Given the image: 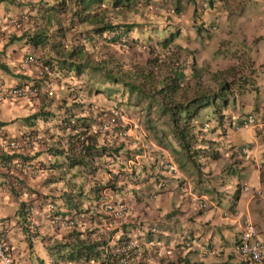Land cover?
<instances>
[{"label":"trees","instance_id":"obj_1","mask_svg":"<svg viewBox=\"0 0 264 264\" xmlns=\"http://www.w3.org/2000/svg\"><path fill=\"white\" fill-rule=\"evenodd\" d=\"M191 2L194 8L198 6L197 0ZM25 6L31 11L21 24V36L25 37V44L38 63L50 68L33 78L32 84L38 90L56 89L57 86L68 88V91L62 92L60 100L70 102V99L82 98L81 91L86 89L96 96L105 95V100H117L115 107L121 112L126 108L132 110L131 106L147 113L152 111L155 120L161 123V126L154 127L147 120H142L156 136V146L145 136L140 140L130 134L123 135L122 130L128 126L124 123L115 124L105 134L99 132L93 135L99 145L92 141L76 153L78 132L76 123H70V118L75 119L76 116L79 122H83L91 116L90 113H83V110H89L88 107L95 108L99 113L105 109L100 107L101 104L94 106L91 99L87 102L74 100L71 105L61 102L58 106L61 120L57 125H61L63 131L72 128V139L68 141L72 155H65L68 159L66 164L86 166L91 162L86 154L96 158L104 150L116 153L118 162H121L122 158H131L135 153L148 149L156 153H151L154 155L151 166L158 168L154 175L161 176L159 167L166 160V154L158 142L164 141L168 146L170 141L177 146L176 150L187 153L184 159L197 166L199 174L202 170L203 174L207 171L206 155L202 153L217 157L219 149L216 147L217 139L198 136L200 124L197 115L202 107L211 104L223 112L222 109L229 106V99H234L235 94L231 81L223 79L212 89L216 81L213 73L212 77L204 73L194 75L187 67L182 51L186 49L189 52V48L183 47L178 39L181 32L178 13L184 9L183 0H27ZM134 45L136 49H132ZM139 50H143L140 55ZM243 81L246 84L245 78ZM37 97L41 100V93ZM53 97L48 100L51 99V102ZM47 113L44 119L55 118L58 114L54 110ZM30 117H36V114L24 118ZM223 117L224 114L220 113L218 118ZM45 125L48 126V123H44L43 127ZM52 148L64 152L61 144ZM105 182L103 186L109 184L108 179ZM100 187L102 182L95 180L87 191L81 188L75 190L72 186L65 193L72 194V200H81L80 196L89 197ZM72 205H75L74 201ZM81 243L77 246L74 242L72 247L78 256H81L82 247L87 249L82 254L86 262L93 258L94 245L98 241L83 238Z\"/></svg>","mask_w":264,"mask_h":264},{"label":"crops","instance_id":"obj_2","mask_svg":"<svg viewBox=\"0 0 264 264\" xmlns=\"http://www.w3.org/2000/svg\"><path fill=\"white\" fill-rule=\"evenodd\" d=\"M9 1L11 4L8 5ZM11 1L0 0V20L4 19L5 16L17 15L21 12V7L14 6ZM249 1L251 2V0ZM250 2L236 0L233 5H224L230 11L224 17V21L230 24L227 29H229L228 34H232L233 50H235L234 59L231 62H235L241 68L246 81L251 80L250 84L244 85V92L248 93V90L256 91L253 99H246V103L252 105L260 97H264V87L262 91L259 88L261 83L264 85V25L258 26L252 24L251 21L244 20L242 13L246 10L248 4L251 6ZM21 32L22 28L11 27L0 33V87L17 84L24 80L31 81L38 75L35 74V67L33 69L28 67L26 70L16 73L17 68L15 69V65L17 66L27 53L26 47L21 46L20 41H23L19 39V33ZM11 38L15 40H11ZM241 40L243 43L240 42ZM19 46L25 50L20 51ZM17 76H20V78ZM253 100L255 103H251ZM39 102H34L33 98L27 97L16 100L0 99V121L2 122L0 128L4 134L18 137L20 134L31 132L36 127L40 128L45 123V119H41L44 118L43 116L36 115V117L24 118L38 110L40 106L37 104ZM52 106L54 105L52 104ZM54 108L50 107L49 103L46 105V109L50 111ZM58 109L59 107H56L54 112L56 113ZM51 124H53V128H51L50 133L53 139L58 141L57 145L61 144L66 148L64 152L50 148L52 138H48L49 141L46 143L41 140L33 148L16 152L20 157L42 164V170L38 175L0 169V237L7 246V251L15 264H49L50 262L69 264L72 260H66L64 257L72 252V240L76 241L75 237L82 231L81 227L80 231H75V234L72 235V227L60 226L55 222H51L47 217L46 201L48 199L57 201L59 197L63 198L67 195L65 193L67 188H72V166L66 164L67 158L65 159V155H72V149H68L67 136L53 135L54 131L58 132L57 122L52 119ZM45 126L47 127V125ZM254 129L259 132V137L264 136L261 127H254ZM66 133L64 131L62 134ZM259 152L260 149L257 146L251 155H257ZM0 155H2L1 151ZM218 158L221 159V157ZM250 158L229 155L228 160L218 162V166L215 167L216 170L221 171L226 168L229 171L228 176H225L226 180L224 179L229 183L222 186V188L227 187L226 194L223 197H212L211 193L221 188L216 185L215 189L210 190L209 185L212 184L210 181L202 179L201 182H196V180L187 177V180H189L188 191L181 192L178 191L179 188L176 186L175 180L170 177L168 187L159 189L160 194L158 198L154 199L149 196L155 186L153 178L148 177L147 180L140 182L128 179L123 188L126 192L133 191V204L130 205H134V207L131 206L132 212L128 215L127 223L124 226L131 228L133 222L139 218L144 221V225L155 223L162 228V233L155 236V240H160V244L156 247H150L152 255L158 257L153 258L151 261L157 264H166V262L169 264L171 261L174 264H241V256L233 255L230 250L241 234L246 213L250 214L251 218L255 220L260 235L264 238V223L261 224L257 220L256 212L252 213L250 209L253 201L256 205L264 204V196L251 197L254 187H264V172H258L255 166L251 164ZM55 161L59 164L53 167ZM216 170L215 172L218 173ZM141 175H144V173L141 172ZM109 176L114 178L111 173ZM223 178L222 175L218 176L217 184L221 183ZM237 182H246L248 192L236 193L234 184H237ZM192 184H195V187H191ZM21 185H24L30 194L23 192L19 188ZM136 188H142L144 191L140 194H134ZM120 189L121 187L111 191L113 192V198H123ZM108 190L109 187L104 189L106 194H109ZM191 191L208 197L210 208L207 215H201L198 212L194 198L190 196ZM70 196L72 200V194ZM241 196L244 198L241 199ZM30 199L33 200L36 211L33 218L42 225V229L38 233L29 231L26 226L28 215L25 206ZM68 203L69 201L66 202L67 205ZM80 204L86 206L84 202ZM89 204L92 208L95 202L89 200ZM57 205L59 214L65 215L61 213L64 201L57 202ZM224 212L227 213L226 216H223ZM48 220H50V225L47 223ZM89 220L91 222L90 218L85 222ZM94 221L95 219L92 218V223ZM122 223H125V221H122ZM215 229L219 230V234H216ZM132 234H136V232ZM186 235L197 238L194 245L183 253H175L173 251L174 244L180 237ZM142 249L144 247L141 246ZM146 250L144 249L145 253H147ZM139 254H142V252L140 251ZM55 255H57L56 258Z\"/></svg>","mask_w":264,"mask_h":264},{"label":"clouds","instance_id":"obj_3","mask_svg":"<svg viewBox=\"0 0 264 264\" xmlns=\"http://www.w3.org/2000/svg\"><path fill=\"white\" fill-rule=\"evenodd\" d=\"M197 1H198V6L196 8H194V4L191 2V0H183V3L185 5L184 9L178 13V15H179L178 21H180V23H181L180 24L181 29L186 28L189 30V27H191L193 30V34H195V36L197 35L196 37L198 38V41H195L194 39L191 38L192 35H189V33L187 34V38H186V40H187L186 44L187 45L186 46H187V48L191 47L192 49H190L189 52L186 49H183L182 52H184V53L182 54V56L185 58L187 67L193 72L194 75H196V74L201 75L204 73V75H206V76L207 75L211 76V73H213V75L216 77V81L214 82L212 89H214L217 86L218 82L222 83L223 79L231 81V84L233 85V93L235 94V96L233 99V97H231V93H230L231 98L229 99V102H228L229 106L222 109L223 112L227 114V113H229L228 109L230 107H235V109H236L241 104H244V103L246 104V100L239 98L240 93L238 91L241 89L243 92L245 89L244 85H246L247 83L248 84L251 83L250 79H248L246 81V84L244 83V81H243L244 77H243V73L241 72V68H239L235 62L234 63L231 62L234 59L233 54H234L235 50H233L234 47L232 44V37L228 36V33H229L228 30L229 29H227V27L229 24L226 21H224V17L227 16L230 11L224 5H233L236 2V0H197ZM11 2L14 4V6H18L21 2H24V1L23 0H12ZM188 6L190 7V13L189 14L186 11V8ZM20 10H21V12L17 15H8V16H5L4 19L0 20V33H2L4 31V29H6V28H11V27H20L21 28V24L28 17V13L31 10L29 9V7L27 8V6H25V7L21 6ZM10 18H16L17 23L16 24H9L8 19H10ZM184 18L188 19L189 24L184 23V21H183ZM261 24L264 25V18H263V21H261ZM22 33H23V28H22V32L19 33L20 34L19 39L23 40V41H21L22 44H25V42H24L25 37L23 35L21 36ZM180 34H181V32H180ZM11 40H15V39L11 38ZM30 55L33 56V60L31 62H27L26 57L30 56ZM29 64H31V65H29ZM32 66H35V68H36L35 74H38V75L40 72H48L50 70V68L47 67L46 65H42V63H38L36 57L34 56V54L32 52H27L22 57V59L19 61V64L17 65V67H19L21 70H26L28 67L32 68ZM31 80L32 81L24 80V81H21L17 84H13V85H9V86H2V87H10V86H14V85H32V86H34L32 84L33 79H31ZM2 87H0V88H2ZM237 87H239V88L237 89ZM58 89L63 90V88H58ZM49 90L52 91V94L48 93ZM38 93L39 94L41 93L42 97L44 96L45 98H49L50 96L54 95V89L53 88L40 89V90H38V92L36 94L29 96L27 98H33L34 101H41L40 97L39 98L37 97ZM43 93L46 94L47 96H45ZM22 98H26V97H22ZM0 99L6 100L3 98H0ZM16 99H21V98H16ZM16 99H8V100H16ZM74 100L75 101H81L80 98H76ZM74 100H72V101H74ZM69 105H71V104H69ZM57 108H58V106H57ZM47 110H49V109H47ZM114 111H117V113H118L117 121L114 124H112L110 127H108L107 129L95 131L94 127H95L97 121L101 117L105 116L106 114L112 113ZM58 112H59V109L55 114H57ZM83 113L87 115L88 113H90V109L88 111L83 110ZM35 114L38 116H44V115H39V113H35ZM249 114H254L256 117V120L249 122L247 124H244L243 119H245ZM76 115H80V113L76 114ZM89 115H91L90 118L86 121H83V122H79V120L77 119L76 116H75V119H73L72 117L70 118L71 119L70 123H72V122L76 123V132H78V139L75 138V143L77 145L76 150H75L76 153H78L79 151L81 152V147L86 146L87 144H91L92 141H93V143H96L97 145H99L98 139L96 141L95 138L94 139L92 138L93 135H95L99 132H104L103 134H105V133H107L106 131L112 129L115 124H124V123L126 124L127 123V121L124 120V113H122L116 107H112V108H110L108 110H104L100 113L96 111L94 116L92 114H89ZM62 117H63V115H62ZM238 117H239V119H238ZM263 117H264V103L256 102L255 104H252V105L250 104L249 109H244L241 112H239V115L235 118V122L232 123V119H231L230 125L234 126V128H240L243 126L261 127L262 130L264 131V123L262 122ZM41 119L43 120L44 118H41ZM52 119H54L56 122L60 121L61 120V114L58 113L55 116V118L53 117ZM52 119H48V118L45 119V123H49V125L47 127L46 126L43 127V125H44V123H43L40 126V128L36 127L34 130L31 131V132L38 131L42 134V137H41L39 142H41V140H42V141H44V143H46L49 141L48 138H52V141H51L52 145L50 148H52L53 145H57V143H58L57 140L53 139V137L50 133L52 131L51 128H53V124L50 125V121ZM222 119L216 118L214 125L211 126L208 124L207 120L204 121V120H199L197 118V121H199V124H200V125H198V128H199L198 136L202 137V138L208 136L210 139H212V138L217 139L216 140V147H217L218 134H220L219 129L223 124ZM195 123H196V121L194 122V124ZM38 125H39V123H38ZM128 128H129V126H127V128H125V129H123L121 133L123 135L131 134V133L127 132ZM57 130H58V132L54 131L53 135L54 134L59 135V136L63 135L61 137L67 136L68 137L67 141L72 139L70 137V134L72 133V128L68 127L66 130V132H67L66 134H62L64 131H63V128L61 127V125L58 126ZM136 131H138L140 133V135L143 137V133L140 130H138V128H136ZM132 136L134 137V135H132ZM147 136L148 135L146 134L145 137H147ZM90 137H91V139H90ZM137 137H139V135ZM137 137H135V138H137ZM99 138H101V137H99ZM139 138H140V140H142L141 137H139ZM89 139H90V142L88 141ZM204 143L206 145V142H204ZM156 145L157 144H155V146ZM244 145L247 146V150L245 153H243L241 151V147ZM63 148L66 149L65 147H63ZM160 148L163 149L164 153L166 154L165 155L166 160H164L162 163H160V167H159V170L161 172H163L161 174V176H156L153 174V172L155 173L156 169H158L157 167L153 168L151 166L152 163L149 162V160L151 159L153 154L149 156L148 160L146 159L147 160L146 162L141 161V163H137L138 159L141 158L143 153H145L144 149L140 153H135L134 156L131 158H127V157L122 158L121 162H118V160L116 158L117 157L116 153L109 152V150H104L103 154L97 156L96 158L95 157L93 158V156H91V155H87V154L85 155L91 161V162H89V166L87 165L88 169H92V172L90 174L97 172V170L101 167L98 158L101 157L103 159L102 164L107 171V173L105 175L106 176L105 179L109 180V184L103 186V184L106 182L105 181L102 182V187L97 189V191L95 190V194H93L89 197L85 196V198H83L84 200L83 199L78 200V199L73 198V201L75 203V205H73V207L75 208V210H82L85 213V216L81 221L77 222L76 224H74L72 226H66V227H72V235L75 234V231H80L81 230L80 228L82 227V231L80 232V234H78L75 237L76 241L72 240V245H74V242H75L76 245L79 246L80 244H82L81 242H82L83 238H85V239L91 238L92 241L96 240V241H98V243H96V245H94L95 249L92 252V255L94 254V256H92L93 258L86 260V262L83 261L85 259V256H83L82 254H83L84 250L86 252L87 249L85 247H82V252H81L82 257H81L80 255L79 256L77 255V253L74 250L75 248L72 247V252L68 253L64 257L66 260H69V261L72 260L69 264H81V261H83L84 264H98L101 261H105L106 264H126V263H124L123 260H121L122 257H126L128 259L129 264H157V263H154L151 261L153 259L149 258L150 256H149L148 252L151 251L150 247H154V246L156 247V246H158V244H160V240H155V236L162 233V228L155 223L144 225V221L142 219H139V218H137V221L135 220L133 222L131 228L124 226L127 223L126 220L128 219L127 218L128 215H130L132 212V207H134V205H130V204H133V202H132L133 191L129 192V193H132L130 196H126V197L123 196V198H121V199L113 198L112 197L113 192H111V191L112 190L114 191L120 187H123L128 179H133L135 182H138V181L140 182L142 180H147L148 177H151L155 180L154 181L155 186L151 190V193L149 196L156 199V198H158V196L160 194V190H157V188L155 189L156 182H159V185H160L161 179L165 178L166 179V185L165 186L160 185L161 189H165L168 187V182L170 181V177H171L175 180L176 186L179 188V190L177 189L178 191L187 192L188 188H189V180H187L188 178L184 177L183 173L181 172L182 168L179 166V163L175 162L173 157H171L169 154H167V151H166L167 149H164L163 147H160ZM256 148H257L256 141H253V142L247 141V142H243L239 145H232L231 149L229 151H227L225 154H223L222 151L218 148L219 154L217 155V157H213V158H215L217 160L218 157H222L223 155L226 156V158H227L226 160L229 159V155L230 156L237 155L239 157L240 156L243 157V156H246L248 153L251 154L252 151L256 150ZM4 154H7V153L2 152V156ZM202 154L206 155V156H204V159H206L205 162H207V160H208L207 166L205 168V170H207V171L206 172L204 171L205 173L203 174V170H202V172L200 174L201 178L197 179L196 182H201L202 179L210 181L212 183L209 185L210 190L215 189L216 185H218V188H221L218 190H214L211 193L212 197H223V196H225L227 187L222 188V186H224V184L226 185L229 183L228 181H225L226 180L225 176H228L229 171L226 168H224L221 171H218V173L213 171V169L216 166H218V164H214L216 166L212 169L211 166L209 165L210 159H208L207 152H203ZM15 155H17V154L15 153ZM2 156L0 155V157H2ZM17 156H20V155H17ZM121 157H122V155H121ZM21 158L28 160V158H25V157H21ZM250 159H251V164H253L255 166V168L257 169L258 172H260V173L264 172V161L263 160L258 159L256 155H253V156L251 155ZM166 162L173 163L175 170L174 171L173 170L167 171L166 169H164V164ZM259 162L263 164L262 168H258L257 164ZM32 163L39 168V172L37 174H30V175H38L42 170V164L37 162V161L36 162L32 161ZM57 163H59V162H57ZM92 166H94V168H92ZM0 169L6 170L3 168H0ZM6 171H9V170H6ZM224 171H225V173H224ZM132 172H135V174H133ZM141 172H143L144 175H141ZM18 173H20V172H18ZM110 173L114 175V178H110V176H109ZM26 174H28V173H26ZM220 175L224 176V178H223L221 183L217 184V177ZM145 176H147V177H145ZM178 178H180V180H178ZM91 182H92V180H91ZM112 184H113V186H112ZM194 185L195 184H192L191 187H195ZM196 186L198 187V184ZM106 187H109V190L107 191L109 194H106V191H104V189ZM114 187H115V189H114ZM234 187H235L236 193H240V192L247 193L248 192L247 191L248 190V184L246 182H240V183L237 182V184H234ZM19 188L23 192L30 194L24 185H21ZM88 188H87V190H88ZM258 189H260V192H257ZM190 196H192L194 198L195 207L198 210V212L201 215H207L209 213V208H210L208 197L204 194H197V193H194L192 191L190 192ZM263 196H264V187H261V186L254 187V190L251 194V197L255 198V197H263ZM88 199L95 202V205H93L92 208H91V205L89 204ZM103 199H112V200H116V201H118V200L124 201L129 205V209L126 211V213H124L119 219L112 221L110 226L104 225L103 223L98 221L96 214H95L97 207H99V203ZM82 201L84 203H86V206H83L80 204V203H83ZM200 201H202L204 203L203 206L199 205ZM50 202L55 203L56 211L52 212V210L48 209V204ZM29 205H34L33 200L31 201V199H30L29 203L25 206L26 214L28 215L26 218L27 219L26 226L28 227L29 231H31L33 233H38L42 229V225L39 224L33 218V216L36 212L35 206H34V212H32V214L30 215V213L28 211ZM46 210H47V214L49 215V219L51 220V222L54 223L55 221H52V216L54 214H59L58 205H57V202L55 201V199H48L46 201ZM73 210L74 209H72V211ZM226 214L227 213L224 212L223 216H226ZM89 218L91 219V222H90V220L88 222H85ZM92 218L95 219V221L93 223H92ZM31 219H33L35 222H37L38 227L36 229L31 228V226H30ZM122 221H125V223H122ZM55 223H57V222H55ZM249 225H251L255 228V234H254L255 236H253V237L264 241V238L261 237L260 232L258 230L257 223L251 219V217L248 213H246L245 217H244V222L242 224L241 234H240L238 240L232 245L231 250H230L233 255L241 256V258H242L241 264H249V258L241 255L238 251L235 250V248H237L238 245L243 240V237H244L245 232L247 231ZM142 226H145V227H142ZM133 232H136V234H132ZM150 234H151V236H150ZM131 239H135L136 241H138V243H137V245L131 247L127 254L125 252H119L116 250V248L120 244H122L123 242H127V241L129 242ZM196 239L197 238L195 236H188V235L180 237L179 240L174 244L173 251L175 253L176 252L177 253L178 252L183 253V252L189 250L194 245ZM186 242H189V244H186ZM86 243L84 245H86ZM141 246L144 247V249H148V250H146L147 253L144 252V249L141 250ZM147 247H149V248H147ZM5 250L8 253V251H7L8 249H7L6 245H5ZM140 251L142 252V254H139ZM9 256L11 258L12 264H15V262H14V260L10 254H9ZM146 257H148V259H146ZM153 258H158V257H156L154 255ZM161 262H162V260H161ZM0 264H1V262H0ZM49 264H54V263L50 262ZM158 264H160V263H158ZM166 264H168V262H166ZM205 264H212V263H205Z\"/></svg>","mask_w":264,"mask_h":264},{"label":"rangeland","instance_id":"obj_4","mask_svg":"<svg viewBox=\"0 0 264 264\" xmlns=\"http://www.w3.org/2000/svg\"><path fill=\"white\" fill-rule=\"evenodd\" d=\"M23 1L24 2H21L18 6H20V7L24 6L25 7L24 3H26V0H23ZM245 1L248 3L250 2L249 0H245ZM250 3H251V6H249V4L246 6V10L242 13V16L244 17V20L251 21L252 24H256L259 26V25H261V21H263V18H264V0H251ZM7 4L8 5L11 4L10 1ZM186 11L188 14L190 13V7L189 6L186 8ZM252 16L254 19L252 18ZM183 21H184V23L189 24L187 18H184ZM230 22H233V21H230ZM188 33H189V35H192L191 36L192 39H194L195 41H198V38L196 37L197 35L195 36V34H193V30L191 27H189V30L186 28H183V29H181V34L178 36V39H180V41H182L184 43L183 47H187L186 46L187 45L186 44V42H187L186 38H187ZM228 36L231 37L232 34L231 35L228 34ZM241 42H242V40H241ZM21 46L26 47V52L29 51V49L27 48V46H28L27 44L21 43ZM136 47L137 46L134 45L132 49H136ZM19 48H20V46H19ZM190 49H192V48L189 47V50ZM19 50L23 52L25 49L20 48ZM142 51L143 50H139L138 55L142 54ZM29 65H31V64H29ZM34 67L35 66H32V69ZM15 69L17 70L16 73H19L21 71V69L17 66H15ZM17 77L20 78V76H17ZM64 86H66V85H63V87ZM263 87H264V85H263V83H261L259 85V88L261 91H262ZM58 88H62V87L57 86V88L54 89V95H53L54 97H53V100L51 102H50L51 99L48 100V98H45L43 96L42 100L39 102V104H37L40 107L38 106L39 107L38 110H35L32 113H39V115H44V116L47 115L48 110L46 109V105L48 103H49L50 107H55V108L57 106H59L61 104V102L65 103V105L71 104L72 103L71 99L68 100L70 102H66V101L64 102V101H62L63 99L60 100V98L62 97V92H65L68 88L64 87L63 90H60ZM81 92H82V94H81L82 98H80L81 101L87 102L91 99L93 101L92 104L94 106H95V104H101L100 107L104 108L105 110H108L112 107H115V103H117V100H115V101L110 100V99L105 100V95L101 94V96H96L92 93H88L86 89H84ZM255 95H256V91L248 90V93L244 92V91L241 92L239 94V96H240L239 98L244 99V100L253 99ZM12 102H15V101H12ZM257 102L258 103H264V97H262V98L260 97L257 100ZM251 103H255L254 100L251 101ZM52 104L54 106H52ZM131 107H132V110H129L128 108H126L125 111L122 112V113H124V120L127 121L128 126H129L127 132L131 133L130 135H134V137H137L139 135V137H141L143 139V137L140 135V133L138 131H136V128H138V130H140L143 133V136H145L146 134L148 135L147 139H149V141L152 143V145L155 146V144H157V138H155L156 136L152 135L153 133H151L150 129L147 130L144 127L142 120H144V119L147 120L154 127L161 126L160 121L155 120V114H153L152 111L147 113V112L141 111L137 107H133V106H131ZM88 108L90 109V114H92L94 116L96 113V109L93 107H88ZM249 108H250V103H246V104L244 103V104H241L240 106H238V108H236V109H235V107H230L228 109L229 113L226 114V113L222 112L220 108H217L216 105L211 104V105L202 107L200 109L198 115H197V118L199 120H204V121L207 120L208 124L212 126L215 123V119L219 117V114L223 113L224 114V117L222 119L223 124L219 129L220 134H218L217 148H219L222 151V153L225 154L227 151H229L231 149L232 145H239V144H241L243 142H247V141H249V142L256 141L257 146H259V149H260L259 154H257L256 156L258 159L263 158L261 160L264 161V136L262 138L259 137L260 134H259V132H257L254 129V126H243L240 128H234V126L230 125L231 119H232V123L235 122V118L239 115V112H241L244 109H249ZM43 111H46V113H43ZM252 138H254V139H252ZM106 139H108V136L106 137ZM163 142H158L159 146L163 147L164 149H167L166 150L167 154H169L171 157H173L175 162L180 164L182 171H183V172L182 171L181 172L183 173V175L185 177L192 178L193 180H196V181H197V179L201 178V175L199 174L198 170L196 169L197 166H195L191 161L184 159V157L187 155V153L183 152L184 153L183 154L181 152V150H176L177 146H174V144L171 143L170 141H169L168 146H171L174 149H172L171 147H168ZM144 152L145 153L142 154L141 158L138 159V162L136 161L137 163H141V161L146 162L149 159V156L151 155V153L154 151L145 149ZM154 154L156 155L155 152H154ZM210 154L211 153H208V156H209L208 159H210L209 165L211 166L212 169L216 166L214 164H218V162L225 161L227 159L226 156L223 155L221 157V159L216 160ZM181 156H182V158H180ZM246 156H247V158H250L251 154L248 153ZM98 159H99V163H100L101 167L97 170V172L92 173V174H90L92 172V169H88L89 163L86 164V166L74 165L72 167V186H74L75 190H78L81 188L82 190L86 191L87 188L89 187V185L91 184V180L92 181L97 180L100 182L105 181V177H106L105 175H106L107 171L102 164L103 159L101 157H99ZM153 159H154V155L151 157L149 162L153 163ZM58 164L59 163L55 162L53 167H56ZM182 165H184V166H182ZM153 168H155V167H153ZM215 170L216 169L214 168L213 171H215ZM216 171H218V170H216ZM162 173L163 172L160 171L159 175H161ZM156 188H157V190L161 189L159 182H156ZM142 191H144V189L136 188L134 190V194H140ZM120 192H121V195L124 197L130 196L132 194V193L126 192L123 187H121ZM130 192H132V191L130 190ZM145 195H146V193H145ZM80 197H82V199L85 198L84 196H80ZM243 198L244 197L241 196V199H243ZM62 200L64 201V205H63V209H62L61 213H64L65 215L72 213V209H75V208L72 205L70 193H67V195L63 198L59 197L56 202L60 203ZM68 201H69V203L67 205L66 202H68ZM250 209H251L252 213L256 212L257 220H259L261 222V224H263L264 223V204L256 205L255 201H253V202H251ZM47 217L49 218L48 214H47ZM217 218H218V215H217ZM252 220L255 221L254 219H252ZM47 223H49V225H50L51 224L50 220H48ZM57 224H59L60 226H64L60 222H57ZM214 231H216V234H219L218 229H215ZM148 254L150 256L149 258L153 259L151 251L148 252ZM54 257L56 258L57 255H55ZM146 259H148V257H146ZM81 264H84L83 261H81Z\"/></svg>","mask_w":264,"mask_h":264},{"label":"built area","instance_id":"obj_5","mask_svg":"<svg viewBox=\"0 0 264 264\" xmlns=\"http://www.w3.org/2000/svg\"><path fill=\"white\" fill-rule=\"evenodd\" d=\"M9 24H16V18L8 19ZM33 60V56H27L26 61L31 62ZM38 92V88L32 85H14L10 87H2L0 88V98L3 99H16L22 97H29ZM49 94H52V91L49 90ZM118 119L117 111L106 114L101 117L95 127L94 130H104L114 124ZM256 117L254 114H249L245 119H243V123L247 124L249 122L255 121ZM262 122L264 123V117L262 118ZM42 134L38 131L28 132L20 134L18 137L14 135H5L4 132L0 128V151L4 154L0 157V168L9 170L11 172H20V173H28V174H37L39 172V168L32 163L30 160H26L21 158L20 156L15 155L16 152L24 151L30 148H33L36 144L39 143ZM247 150V146L244 145L241 147V151L245 153ZM258 168H262L263 164L258 163ZM174 164L171 162H166L164 164V169L167 171H174ZM161 186L166 185V179L162 178L160 181ZM260 192V189L257 190ZM200 206H203L204 203L202 201L199 202ZM48 209L52 210V212L56 211V205L53 202L48 204ZM129 209V205L124 201H116L112 199H103L99 203V207H97L95 214L101 223L104 225L110 226L112 221L119 219L126 211ZM28 211L30 215L34 212V205L28 206ZM85 216V213L82 210H73L72 213L68 215H59L54 214L52 216V221L60 222L64 226H72L77 222L81 221ZM30 226L33 229L38 227L37 222L31 219ZM255 228L251 225L248 226L247 231L243 237V240L235 248L241 255L249 258V264H264V241L254 238ZM138 241L135 239H131L129 242H123L120 244L116 250L119 252L128 253L129 249L135 245H137ZM189 244V242H186ZM121 260L124 263H128V259L126 257H122ZM0 262L1 264H12L11 258L9 254L5 250V243L0 237ZM98 264H106L105 261H101Z\"/></svg>","mask_w":264,"mask_h":264}]
</instances>
